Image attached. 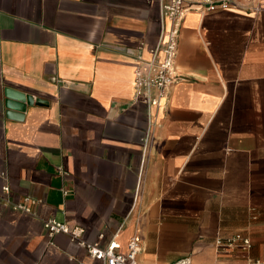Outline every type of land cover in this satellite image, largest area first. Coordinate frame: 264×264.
Instances as JSON below:
<instances>
[{
	"label": "crops",
	"instance_id": "1",
	"mask_svg": "<svg viewBox=\"0 0 264 264\" xmlns=\"http://www.w3.org/2000/svg\"><path fill=\"white\" fill-rule=\"evenodd\" d=\"M233 2L188 6L181 80L155 108L132 101V69L160 0H0V188L38 202L36 217L0 205V264H102L47 238L46 218L119 253L137 234V264L264 263V0ZM4 88L42 103L7 112ZM236 233L248 250H218Z\"/></svg>",
	"mask_w": 264,
	"mask_h": 264
},
{
	"label": "built area",
	"instance_id": "2",
	"mask_svg": "<svg viewBox=\"0 0 264 264\" xmlns=\"http://www.w3.org/2000/svg\"><path fill=\"white\" fill-rule=\"evenodd\" d=\"M189 5H196L200 11L236 10L242 9L233 0H160L159 16L165 24L159 33L156 43L147 50L148 58L143 59L140 55H133L132 69V101L141 102L147 106L163 108L167 103L170 87L181 80L175 71L174 61L177 55L178 37L182 21ZM258 8L254 9L257 12ZM56 173L59 177L66 176L62 167L57 166ZM4 178V174H0ZM63 196L65 190H60ZM9 188L3 184L0 188V205L8 207L12 211L36 217L35 208L37 200L29 196L20 198L17 202L9 200ZM41 227L47 238L54 235H64L70 243L84 250L86 256L102 264H137L136 256L139 251L140 240L137 234L132 235L126 242L125 253L117 252L118 244L110 241L104 246L99 242L102 234H98L96 240L87 242L83 238L84 230L79 226L69 227L65 222L54 218L41 220ZM218 250L241 248L248 250L250 240L236 233L227 238H217ZM170 264H191L189 256L182 257ZM251 264H264L254 262Z\"/></svg>",
	"mask_w": 264,
	"mask_h": 264
},
{
	"label": "water",
	"instance_id": "3",
	"mask_svg": "<svg viewBox=\"0 0 264 264\" xmlns=\"http://www.w3.org/2000/svg\"><path fill=\"white\" fill-rule=\"evenodd\" d=\"M42 103L40 99H33L32 96L12 90L10 88L3 89V107L9 112L23 113L26 106Z\"/></svg>",
	"mask_w": 264,
	"mask_h": 264
},
{
	"label": "rangeland",
	"instance_id": "4",
	"mask_svg": "<svg viewBox=\"0 0 264 264\" xmlns=\"http://www.w3.org/2000/svg\"><path fill=\"white\" fill-rule=\"evenodd\" d=\"M159 242L162 244V246L164 247V248H166V246L168 245V242L167 243H165L166 242V240H157L156 241V247H159ZM183 250H182V248H178V249H174L173 250V253H172V256L174 257L173 259H172V261L173 260H175V259H177L178 257H180L181 255H183ZM217 260H219V258H217Z\"/></svg>",
	"mask_w": 264,
	"mask_h": 264
}]
</instances>
